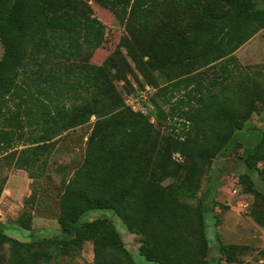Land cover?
I'll return each mask as SVG.
<instances>
[{
	"label": "trees",
	"instance_id": "trees-1",
	"mask_svg": "<svg viewBox=\"0 0 264 264\" xmlns=\"http://www.w3.org/2000/svg\"><path fill=\"white\" fill-rule=\"evenodd\" d=\"M90 2L103 5L125 26L120 46L138 73L120 48L101 67L82 62L105 43V25ZM260 3L0 0V157L7 168L25 170L35 181L31 169L47 166L54 140L64 132L94 115L95 128L124 121L95 144L91 139L88 156L72 178V198L58 218L62 235L23 242L0 223V254L6 246L10 249L0 264H49L54 258L75 257L87 242L94 246V264H136L110 219L79 225L94 210L114 211L149 262H235L240 246L224 244L219 233L218 256L211 255L207 216L214 212L204 198L197 206L181 198L196 199L205 178L210 182L234 175L243 192L254 197L252 217L264 228V120L258 118L264 113V71H249L236 56L264 30ZM112 69H118L124 95L113 84ZM157 70L169 75L163 96L181 94L169 112L153 101ZM134 83L154 90L149 98L157 114L153 110L146 116L125 105V95L137 92ZM95 89L104 97L95 106L98 110L86 95ZM156 117L160 125L177 118L185 139L162 136L152 121ZM169 128L175 129L174 123ZM244 129L261 130L256 145L239 139ZM35 132L39 135L30 140ZM25 139L31 143L19 149ZM175 154L184 161L174 159ZM167 181L171 187L165 186ZM6 182L0 178V200ZM28 201H34V194ZM16 225L32 231V213L25 211Z\"/></svg>",
	"mask_w": 264,
	"mask_h": 264
},
{
	"label": "rangeland",
	"instance_id": "rangeland-1",
	"mask_svg": "<svg viewBox=\"0 0 264 264\" xmlns=\"http://www.w3.org/2000/svg\"><path fill=\"white\" fill-rule=\"evenodd\" d=\"M260 1V8H264V0ZM90 4L94 10V15L105 25V43L100 48L91 51L90 58L87 57L82 62L91 67H101L111 57H115L116 51L120 48L122 54L136 70V65L131 56L128 55L124 47L120 46L122 38L126 35L125 26L116 18L113 12L100 3L90 2ZM3 53L4 48L0 43V59ZM236 56L249 71H264V30L260 31L252 40L239 49ZM145 60H148V57H145ZM121 68L122 66H120ZM112 70L113 84L117 91L124 95L117 78L118 69ZM136 72L138 73L137 70ZM154 73L159 87L155 88L153 101L159 105L161 110L169 112L170 108L176 104V100L180 99L181 94L176 91L164 97L162 88L170 83L168 81L169 75L166 72L160 74L158 70ZM143 81L145 82V80ZM95 91H91L86 95L91 99V107L98 110L95 106L97 102L99 104L103 103L104 97L98 90L95 89ZM154 102L152 103L154 113L157 114ZM11 105H14V101L11 102ZM176 112L179 114L178 110ZM258 118L264 120V113ZM96 122L97 115H94L85 125L69 129L56 138L54 140V151L47 166L41 168V164H38L31 169V172L36 176L35 181L29 178L25 170H18L13 167L7 168L8 162L2 159V156L0 157V178H6L7 180L0 200V223L8 226L5 229L7 234L23 242L52 239L62 235L58 218L64 205L72 198L69 194L72 178L88 156L87 150L91 139L95 144L97 139L124 125V121L121 119L95 128ZM171 123H174L175 129L169 128ZM154 125L162 136L171 135L182 140L185 139L184 129L177 118L174 121L167 120L163 125H160L156 117ZM38 135L39 132H35L30 140ZM237 136L248 146H253L261 139L262 132L261 130L250 131L244 129L238 132ZM30 143L29 139H25L18 144V147L22 149L29 146ZM174 159L178 162L184 161L180 154H175ZM204 180L205 187L199 192L196 199H181L197 206L199 198L203 197L208 210H213L214 213L207 216V231L212 246V257L218 256L216 235L219 233L224 244L240 246V249L236 252L237 259L231 264H264V228L257 224L251 213L254 197L243 192L238 178L234 175L210 182L206 178ZM165 186L171 187V182H165ZM32 194H34V201L30 203L28 198ZM25 211L32 213V231L16 225L17 219ZM97 218H108L115 224L136 264H157L147 261L139 253L140 244L138 240L134 235L128 233L125 225L114 211H91L81 218L79 225ZM215 220H217L216 224ZM9 250V246H6L0 254V262L9 256ZM49 264H94V246L91 242H87L83 250L75 257L54 258ZM211 264L217 263L212 262Z\"/></svg>",
	"mask_w": 264,
	"mask_h": 264
},
{
	"label": "built area",
	"instance_id": "built-area-1",
	"mask_svg": "<svg viewBox=\"0 0 264 264\" xmlns=\"http://www.w3.org/2000/svg\"><path fill=\"white\" fill-rule=\"evenodd\" d=\"M121 85H124V82H121ZM134 87L137 89V92L134 95H125V105L136 113L146 116L150 115L154 107L149 97L154 90L148 85L142 88L136 83H134ZM152 121L155 122V119L152 118Z\"/></svg>",
	"mask_w": 264,
	"mask_h": 264
}]
</instances>
